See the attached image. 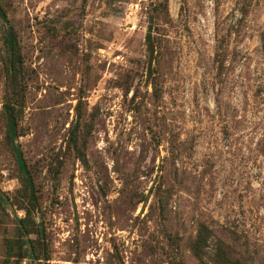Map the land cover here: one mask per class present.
Returning <instances> with one entry per match:
<instances>
[{
  "label": "rangeland",
  "instance_id": "1",
  "mask_svg": "<svg viewBox=\"0 0 264 264\" xmlns=\"http://www.w3.org/2000/svg\"><path fill=\"white\" fill-rule=\"evenodd\" d=\"M163 1L150 55L156 0H0V196L34 187L41 264H264V0ZM23 216L0 202V264H40Z\"/></svg>",
  "mask_w": 264,
  "mask_h": 264
},
{
  "label": "trees",
  "instance_id": "2",
  "mask_svg": "<svg viewBox=\"0 0 264 264\" xmlns=\"http://www.w3.org/2000/svg\"><path fill=\"white\" fill-rule=\"evenodd\" d=\"M163 0H156V2L151 3V11L148 15L149 27L146 35L147 40V51L150 55H153L155 52L154 43H153V25L157 18L161 15L162 8H166V3ZM0 19L5 22L6 29L4 31V43L7 50V73L11 82H13L14 88H18V81L22 76V52L18 42V37L13 27L8 25L7 15L0 3ZM5 110L7 114V132L9 138L14 142L17 138V128H18V117L15 112L14 107L8 103L5 105ZM78 125L73 128V134L71 136V141L76 144L78 140ZM16 153L18 155V162L20 165H25L22 157L21 151L15 147ZM81 159L85 162L84 155H81ZM29 176V175H28ZM33 188L30 184H27L21 190L18 191L17 195H14L12 198H3L0 196V202L7 204L8 206L24 212V216L17 220L19 228L20 239L17 240L14 244L10 245L11 249L16 247L17 249H29V252L33 255V259L40 264L44 261L47 262L50 260L48 252L46 249H49L48 243L41 236V227L37 222L36 213L39 210V205L33 196ZM211 231L205 226L199 229L197 236L192 244V251L197 258H202L205 253V249L209 246V240ZM35 236V239L31 237ZM26 247V248H25ZM24 255H21L23 258ZM215 260L218 264H243L240 258L234 256L230 251H226L221 246L217 247V253L215 254ZM46 264V263H44Z\"/></svg>",
  "mask_w": 264,
  "mask_h": 264
}]
</instances>
